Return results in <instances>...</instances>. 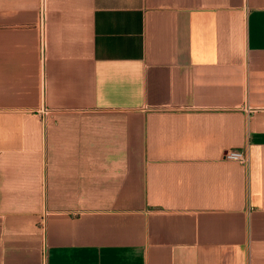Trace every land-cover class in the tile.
I'll use <instances>...</instances> for the list:
<instances>
[{"label": "crops", "instance_id": "0c3cea01", "mask_svg": "<svg viewBox=\"0 0 264 264\" xmlns=\"http://www.w3.org/2000/svg\"><path fill=\"white\" fill-rule=\"evenodd\" d=\"M0 264H264V0H0Z\"/></svg>", "mask_w": 264, "mask_h": 264}, {"label": "built area", "instance_id": "2783aa9c", "mask_svg": "<svg viewBox=\"0 0 264 264\" xmlns=\"http://www.w3.org/2000/svg\"><path fill=\"white\" fill-rule=\"evenodd\" d=\"M225 157L232 160H239L244 163H247L249 160L247 153L244 150H240V149L227 150Z\"/></svg>", "mask_w": 264, "mask_h": 264}]
</instances>
